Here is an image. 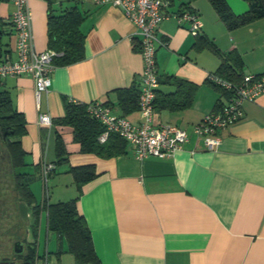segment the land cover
<instances>
[{"label":"crops","instance_id":"obj_1","mask_svg":"<svg viewBox=\"0 0 264 264\" xmlns=\"http://www.w3.org/2000/svg\"><path fill=\"white\" fill-rule=\"evenodd\" d=\"M182 1H169L166 10L184 9ZM226 1L236 14L248 10L245 0ZM186 3L199 12L201 35L224 52L240 54L243 74L264 73V17L229 30L208 0ZM70 4L85 14L80 25L84 58L55 66L39 106L29 75L6 76L0 81L10 92L13 106L25 117L27 132L20 138L27 152L25 162L29 172L38 175L41 160L55 159L54 125H39L38 114L61 116L67 101H108L111 112L121 115L114 91L138 82L143 68L142 56L134 48L139 42L135 26L119 8L93 0H54L52 8L58 12ZM13 8L11 1L0 0L6 49L0 58L16 59V33L9 22ZM28 9L33 46L37 51L47 49V0H28ZM158 36L166 43L155 53L158 99L153 105V121L187 130L189 138L182 149L164 158H138L128 143L126 153L101 158L78 152L77 145L70 143L68 129H63L71 153L68 162L52 174L72 178L69 166L85 164H93L97 173L81 186L76 201L99 259L86 264H264V92L245 101L242 118L219 131L221 143L215 150L203 149L202 140L191 128L205 113L220 109L227 101L226 91L206 80L220 58L208 49H197L196 36L173 16L160 22ZM165 75L195 85L187 105L177 106L182 95L175 93V83L162 82ZM123 116L137 121L138 109ZM41 208L44 264H83L66 251L65 239L47 230L46 210Z\"/></svg>","mask_w":264,"mask_h":264},{"label":"trees","instance_id":"obj_2","mask_svg":"<svg viewBox=\"0 0 264 264\" xmlns=\"http://www.w3.org/2000/svg\"><path fill=\"white\" fill-rule=\"evenodd\" d=\"M173 1V0H168ZM214 8L219 19L227 29L232 30L250 23L255 19L264 17V0H245L248 3V10L236 14L233 12L226 0H208ZM54 0H47V46L53 49L58 55L52 59L55 66L68 65L85 56L84 33L80 29L84 19V12L75 5H63L56 12L52 8ZM187 4V5H186ZM184 9L189 8L188 3L182 1ZM182 10V9H181ZM5 33L3 25L0 24V57L6 51L3 47L2 34ZM197 49H208L220 58L215 73L233 82H238L243 77L244 63L236 50L224 52L218 48L215 42L206 35H196L194 43ZM137 50L138 45H134ZM264 75V73H257ZM1 81V79H0ZM162 82L175 83L177 92H180L182 99L177 100V106L182 107L190 102L195 85L174 77L165 75ZM214 85V84H213ZM216 86V85H215ZM220 88L219 86H217ZM138 82L135 80L129 87L116 89L117 105L121 108V115H126L138 109ZM222 89V88H220ZM224 90V89H223ZM226 91V90H225ZM158 92V90H156ZM226 93H228L226 91ZM156 94L154 102L158 99ZM109 105V102H104ZM87 105L83 102L67 101L64 106V113L61 116L53 117L52 123L55 128V159L52 162L55 167L50 172H56L68 162L71 153L69 144L65 141L63 129H68L71 141L77 145V151L81 153H93L101 158L118 156L127 152L128 142L120 135L110 132L107 139L99 141L98 136L104 130V126L87 112ZM0 119L2 125L8 130L10 138L5 140L6 146L15 162L21 169L26 165V151L21 144V137L27 132L26 120L22 112H19L12 103L10 92L0 84ZM77 193L66 200L50 201V193L42 200L41 207L46 210L47 230L63 238L66 241V251L71 253L78 263H98L99 259L95 252L91 233L85 218L79 214L76 201L81 191V186L96 176L93 164L69 166ZM27 178L21 180V190L33 193L30 190L32 173L24 170L21 174ZM40 176V171H39ZM36 201V200H35ZM38 214L40 206L36 204Z\"/></svg>","mask_w":264,"mask_h":264},{"label":"built area","instance_id":"obj_3","mask_svg":"<svg viewBox=\"0 0 264 264\" xmlns=\"http://www.w3.org/2000/svg\"><path fill=\"white\" fill-rule=\"evenodd\" d=\"M14 5L9 22L15 30L16 59L0 58V79L6 76L29 75L34 81V95L39 106L40 95L47 92L51 85V73L55 69L53 57L58 55L53 49L35 50L31 30V14L28 0H7ZM96 4H110L121 10L123 15L135 26L139 37L138 52L143 59V68L138 81L139 119L131 121L123 115H115L103 103H86L87 112L100 121L104 130L99 141L107 139L110 132L117 133L135 148L138 158L156 156L164 158L182 149L189 138L187 130L174 124H155L153 105L158 85L156 50L165 44L158 36L159 24L168 16L179 23L187 24V31L196 36L200 34L202 22L199 12L193 8L171 13L166 10L168 0H93ZM206 80L226 90L227 101L218 110H211L192 125V134L202 140L205 150H215L221 143L219 131L238 121L243 116V103L253 101L264 92V75L244 74L238 82H233L215 72L207 73ZM38 124L51 127L52 117L48 112L38 114ZM55 165L46 160L39 163L40 178L48 196L47 181Z\"/></svg>","mask_w":264,"mask_h":264},{"label":"flooded vegetation","instance_id":"obj_4","mask_svg":"<svg viewBox=\"0 0 264 264\" xmlns=\"http://www.w3.org/2000/svg\"><path fill=\"white\" fill-rule=\"evenodd\" d=\"M7 138L9 132L0 119V264H44L46 249L40 210L37 214V201L31 188L33 197L20 189L21 180L25 182L27 178L21 174L28 165L21 169L15 164L6 146ZM21 202L27 206V220L21 216Z\"/></svg>","mask_w":264,"mask_h":264},{"label":"rangeland","instance_id":"obj_5","mask_svg":"<svg viewBox=\"0 0 264 264\" xmlns=\"http://www.w3.org/2000/svg\"><path fill=\"white\" fill-rule=\"evenodd\" d=\"M28 170H31L30 168ZM70 176H64L58 174H52L47 181V191L50 193V200L56 201L66 200L71 196H74L76 193L75 184L72 182V178ZM30 188L34 193L36 201L38 200L41 203L42 200L46 197L45 185L42 182L40 176L35 172H32L31 180H30ZM43 208V207H42ZM45 210V208H43ZM45 218V213H44ZM44 223L42 224V231H44ZM43 234V232H42Z\"/></svg>","mask_w":264,"mask_h":264},{"label":"water","instance_id":"obj_6","mask_svg":"<svg viewBox=\"0 0 264 264\" xmlns=\"http://www.w3.org/2000/svg\"><path fill=\"white\" fill-rule=\"evenodd\" d=\"M184 2H187L189 0H183ZM20 213H21V216L27 220V206L24 202H21L20 203Z\"/></svg>","mask_w":264,"mask_h":264}]
</instances>
